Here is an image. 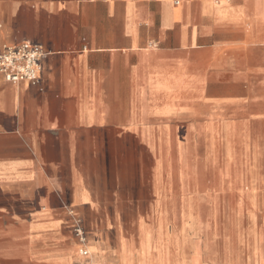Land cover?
<instances>
[{
	"label": "crops",
	"instance_id": "crops-1",
	"mask_svg": "<svg viewBox=\"0 0 264 264\" xmlns=\"http://www.w3.org/2000/svg\"><path fill=\"white\" fill-rule=\"evenodd\" d=\"M237 26L264 33V0H0V49L48 51L39 84L0 80V264H183L142 241L163 217L157 140L243 123H196ZM77 219L111 238L81 255Z\"/></svg>",
	"mask_w": 264,
	"mask_h": 264
},
{
	"label": "rangeland",
	"instance_id": "rangeland-1",
	"mask_svg": "<svg viewBox=\"0 0 264 264\" xmlns=\"http://www.w3.org/2000/svg\"><path fill=\"white\" fill-rule=\"evenodd\" d=\"M216 35L235 43L212 64V101L196 106V123H243L221 126L213 136L190 134L185 123L177 137L157 140L163 217L147 220L151 231L142 241L150 251L158 238L167 251L176 244L183 264L195 253V264H264V33L237 26ZM248 188L254 195L244 192ZM92 232L86 230L89 251L91 241L111 238ZM132 233L124 239L138 244L140 235Z\"/></svg>",
	"mask_w": 264,
	"mask_h": 264
},
{
	"label": "built area",
	"instance_id": "built-area-1",
	"mask_svg": "<svg viewBox=\"0 0 264 264\" xmlns=\"http://www.w3.org/2000/svg\"><path fill=\"white\" fill-rule=\"evenodd\" d=\"M48 51L42 44L24 40L17 44L5 45L0 49V80L6 82H29L37 85L41 79L43 60ZM75 236L80 243V254L89 256L86 229L82 220L77 219Z\"/></svg>",
	"mask_w": 264,
	"mask_h": 264
}]
</instances>
